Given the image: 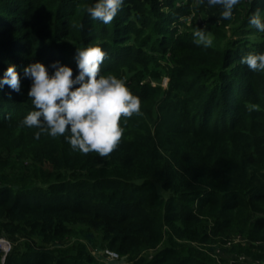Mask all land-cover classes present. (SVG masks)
I'll return each instance as SVG.
<instances>
[{"label":"trees","instance_id":"1","mask_svg":"<svg viewBox=\"0 0 264 264\" xmlns=\"http://www.w3.org/2000/svg\"><path fill=\"white\" fill-rule=\"evenodd\" d=\"M93 2L0 0V75L15 64L21 88L0 89V237L11 243L0 264H101L83 242L53 246L73 234L100 239L118 264H264V71L241 63L264 51L248 23L264 4L240 0L225 19L207 0H123L105 24L87 13ZM190 14L211 46L195 42ZM97 43L101 74L128 78L141 100L107 156L21 123L34 107L23 67L59 60L75 76L76 48ZM164 74L166 88L143 81ZM15 158L31 164L14 169Z\"/></svg>","mask_w":264,"mask_h":264},{"label":"clouds","instance_id":"2","mask_svg":"<svg viewBox=\"0 0 264 264\" xmlns=\"http://www.w3.org/2000/svg\"><path fill=\"white\" fill-rule=\"evenodd\" d=\"M260 2L264 4V0ZM239 3L240 0H207L209 6L222 9L220 15L225 19L232 17ZM122 4L123 0H94L87 6V13L92 19L108 24ZM248 23L264 32V8L254 9ZM193 35L197 44L212 45V38L203 27H196ZM105 56L106 52L98 43L76 48L74 59L79 71L75 76L73 68L59 60L49 66L38 60L24 66L23 75L30 80L27 95L32 98L34 107L23 116L21 123L37 128L36 138L41 133L64 136L74 151H94L107 156L124 131L121 116L139 113L141 100L122 77L101 74L100 66ZM241 63L252 70L264 71V51L248 52L241 57ZM5 85L13 91H21L20 73L15 64L9 63L0 75V89Z\"/></svg>","mask_w":264,"mask_h":264},{"label":"rangeland","instance_id":"3","mask_svg":"<svg viewBox=\"0 0 264 264\" xmlns=\"http://www.w3.org/2000/svg\"><path fill=\"white\" fill-rule=\"evenodd\" d=\"M186 17H187V19H186L185 24L186 25L188 24V27L192 28V26H191V25H193L192 23H194L198 27H200V26L202 27L205 24V18H203V15H201V14H190V15H187ZM192 19H194V20H192ZM145 49L148 50V47L146 46ZM160 59H161L162 63H164L165 66L167 67V66H169L167 64V61L172 60V56H171V54L169 52H166L163 57H160ZM124 80L127 81L129 79L128 78H124ZM143 81L144 82L148 81L152 85H156L157 82H158L160 85H162L164 88H166V87H168L169 76L164 74V75L161 76L159 81L158 80H153L150 77H147V78H144ZM30 164H31V162L29 160L28 161H18L17 158L13 159L14 169L23 170L27 165H30ZM17 171H19V170H17ZM232 238L234 240H239V241L244 240L242 237L236 236V235L232 236ZM76 242L85 243L87 245V247H88L89 252L92 253V255L94 256L95 260L98 263H101V264H118V263L124 262L123 260L110 261L102 253L100 254L99 252L102 250V248H104V245L101 242V240L96 238L95 236H92L90 238V240H88V239H86L85 237H83L81 235L73 234V235H71V236H69V237H67V238H65L63 240H60L58 242L53 243V246L54 245L55 246L56 245H58V246H60V245H63V246L71 245L72 243H76ZM10 247H11V243H10ZM216 252L218 253L219 257L223 258L226 262H230L231 260H234V259H237V258L240 259V260H244V258H241V257L239 258L235 254L230 253L228 251H225L224 249H218L217 248Z\"/></svg>","mask_w":264,"mask_h":264},{"label":"built area","instance_id":"4","mask_svg":"<svg viewBox=\"0 0 264 264\" xmlns=\"http://www.w3.org/2000/svg\"><path fill=\"white\" fill-rule=\"evenodd\" d=\"M0 247L6 253L10 249V242L4 237H0ZM99 253L100 254L102 253L110 261L117 260L120 257L116 251L108 247L102 248V250Z\"/></svg>","mask_w":264,"mask_h":264}]
</instances>
